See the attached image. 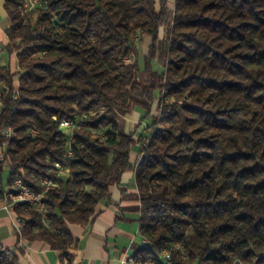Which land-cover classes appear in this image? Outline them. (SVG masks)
Segmentation results:
<instances>
[{
    "label": "trees",
    "instance_id": "16d2710c",
    "mask_svg": "<svg viewBox=\"0 0 264 264\" xmlns=\"http://www.w3.org/2000/svg\"><path fill=\"white\" fill-rule=\"evenodd\" d=\"M24 1L3 0L0 54L16 69L0 62V198L5 169L8 187L20 176L36 191L53 162L68 174L44 192V214L15 206L21 236L71 264L68 225L90 222L133 171L144 241L133 258L264 264V0ZM135 108L144 131L121 124ZM0 264H19L1 242Z\"/></svg>",
    "mask_w": 264,
    "mask_h": 264
},
{
    "label": "crops",
    "instance_id": "0c3cea01",
    "mask_svg": "<svg viewBox=\"0 0 264 264\" xmlns=\"http://www.w3.org/2000/svg\"><path fill=\"white\" fill-rule=\"evenodd\" d=\"M9 25L3 0H0V48L7 40L5 30ZM9 57L16 62L15 54ZM139 115L135 111L132 117ZM138 158L135 149L131 152V161L136 162ZM3 205V198H0V242L18 255L19 264H62L59 250L41 240L22 237L16 212L6 211ZM138 210L134 172L127 171L119 183L110 186L109 197L97 205L96 215L90 222L86 225H68L77 240V246L71 250L74 253L71 264H123V259L132 256L134 248L144 242L138 231ZM2 227H5L4 232L1 231Z\"/></svg>",
    "mask_w": 264,
    "mask_h": 264
},
{
    "label": "built area",
    "instance_id": "2783aa9c",
    "mask_svg": "<svg viewBox=\"0 0 264 264\" xmlns=\"http://www.w3.org/2000/svg\"><path fill=\"white\" fill-rule=\"evenodd\" d=\"M42 0H25L22 7L24 10H29L41 3ZM77 119L71 120H62L60 122V127L63 130L73 129V127L77 123ZM33 134H37L36 130L31 131ZM5 137H10L13 134L11 128H5L3 131ZM69 155L71 152H68ZM56 174V177L65 176L68 173V168L63 164L61 161L53 162V166L50 168ZM40 184L43 186L42 191H36L34 188L26 185L20 176H15L12 180V186L4 192L3 201L4 205L3 208L6 211H15V206L22 204L26 207H31L34 210L41 212L42 214L46 211V205L43 201V194L46 192L49 187L55 184L54 178L52 177H41L39 179ZM17 221L20 224L19 231L23 225V221L17 216ZM67 264V262H65ZM123 264H175L171 255V251L169 249H164L161 253L160 259L157 260H141L135 259L132 256H126L123 259Z\"/></svg>",
    "mask_w": 264,
    "mask_h": 264
},
{
    "label": "rangeland",
    "instance_id": "374dc122",
    "mask_svg": "<svg viewBox=\"0 0 264 264\" xmlns=\"http://www.w3.org/2000/svg\"><path fill=\"white\" fill-rule=\"evenodd\" d=\"M170 5H172V0H170L169 2ZM163 35V30L160 32V37ZM148 46H149V39L147 37H144L141 41L137 42L135 47H136V54L134 55V57L131 59V61L137 59L139 64L142 65V56L144 55V53L147 52L148 50ZM0 62L4 63V64H9L12 68L16 69V62H14L13 57H9L6 53H1L0 54ZM9 62V63H8ZM153 66L157 69H160V64L156 61L153 60ZM15 84L17 85V77L14 79ZM16 87V86H15ZM157 103H158V95H157V99H155V102H153L152 108H151V115L155 116V117H159L160 112L157 109ZM139 112V110L137 108H135L133 111H131L130 113L126 114L120 121L121 124L124 126L126 131H129L133 128H135L137 125H140V127L138 126L137 129L138 130H142L144 131L145 128L148 124H149V117L147 119L144 120H140V117L137 118H133L132 115L133 113ZM77 120H80L79 117L76 118ZM141 128V129H140ZM64 132L70 134L71 133V129H67L64 130ZM148 132V131H147ZM133 160H134V156H133ZM53 166V163H52ZM51 168V167H50ZM49 172L52 174V178H54V182L55 184L52 186H56L58 181H57V177L55 176V172L51 169H49ZM68 174V173H67ZM49 177V176H47ZM2 187L4 188L5 191H7L10 187L7 186V170L5 169L3 174H2ZM3 214H6L4 211H2ZM1 231L4 232L5 231V227L1 228Z\"/></svg>",
    "mask_w": 264,
    "mask_h": 264
}]
</instances>
